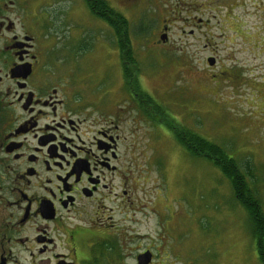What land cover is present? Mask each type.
Masks as SVG:
<instances>
[{
  "label": "flooded vegetation",
  "instance_id": "flooded-vegetation-1",
  "mask_svg": "<svg viewBox=\"0 0 264 264\" xmlns=\"http://www.w3.org/2000/svg\"><path fill=\"white\" fill-rule=\"evenodd\" d=\"M138 12L134 28L148 30ZM101 14L98 0H0V264L125 262L113 248L135 211L133 155L143 125L165 126L143 87L144 61L120 56L115 13ZM60 21L87 38L50 62L38 33ZM100 23L111 41L98 38ZM100 47L113 60L104 71L81 60Z\"/></svg>",
  "mask_w": 264,
  "mask_h": 264
},
{
  "label": "rangeland",
  "instance_id": "rangeland-1",
  "mask_svg": "<svg viewBox=\"0 0 264 264\" xmlns=\"http://www.w3.org/2000/svg\"><path fill=\"white\" fill-rule=\"evenodd\" d=\"M105 1L116 7L107 19L125 13L134 28L140 9L150 24L138 35L129 27L133 53L146 65L142 83L152 96L149 105H158L164 121L196 125L206 139L220 141L240 168L249 163L254 178L247 181L257 187L264 208V0H134L139 4L132 7L127 0ZM57 25L38 33L42 57L50 62L71 58V46L87 38L74 32L79 30L75 24L67 30L63 21ZM100 26V41H111L106 23ZM162 26L168 29L166 45L154 43L161 41ZM137 40L143 45L138 47ZM107 47L81 60L104 71L113 61ZM54 63L64 71L62 62ZM150 123L143 125L147 132L133 155L135 211L124 225L127 232L115 240L116 250L125 255L121 264H135L145 250L153 254L148 264H255L250 224L232 199L228 178L179 146L170 128L161 133ZM227 159L222 162L233 166Z\"/></svg>",
  "mask_w": 264,
  "mask_h": 264
},
{
  "label": "trees",
  "instance_id": "trees-1",
  "mask_svg": "<svg viewBox=\"0 0 264 264\" xmlns=\"http://www.w3.org/2000/svg\"><path fill=\"white\" fill-rule=\"evenodd\" d=\"M98 2H99V9L102 13L100 16L107 19L104 12L105 11L112 12V10L114 11L115 9L110 7L105 0H98ZM113 16L112 17L116 20L115 23L121 24L123 29L121 31L116 26V33L119 34L121 32V34L118 35V39L120 40L119 41L120 56L122 58L124 57L128 59L130 58L132 59V56L134 54L133 53L134 39L132 40L131 33L129 36V33L126 29L128 25V20L126 19L125 13L123 14L115 13L113 14ZM107 21H109V19H107ZM110 24H112V22H110ZM150 29L151 28L147 30L145 28L142 29L143 31L137 32V30L134 28L132 31L137 32L138 35V33H143V32L147 33V31H149ZM146 35L147 34L143 35V37ZM130 41L132 42L129 43ZM137 41H138L137 44L138 47L143 45L142 43H140L142 42L141 40L140 41L137 40ZM164 59H166V57ZM203 95H205V93H203ZM251 96H253V94H251ZM254 98H255V94H254ZM172 121H174L173 123H175L176 126L172 125L167 120L165 121L163 120L165 129L167 130V128H170L168 129L170 131L169 133L179 144V146H181L191 155L209 161L215 168H217L223 175H225L228 178V182L230 184L231 192L233 195L232 199L235 203L240 204V206L243 208V210L247 215V220L250 224L249 231L253 246L252 250L255 256L254 262L255 264H264V210H263L264 208L256 196L257 187L256 188L254 186L251 187L249 186L250 183H248V181H251L254 178L253 168L250 166L249 163L246 162L244 164L242 163L243 166L240 168L237 165V161H235L234 157L228 154L227 151H225L220 141H217L219 143L218 144L217 142L210 141L211 139L208 140L209 139L208 136L206 134L204 135L203 130H199L196 127V125L195 126L193 125L192 128L186 126L182 127L179 126L180 123H176L175 120ZM202 135L206 136L208 139H206V137ZM226 157L228 158L227 160L229 162H233L232 163L233 166L222 162V160H224ZM221 162L223 164H221ZM258 190L259 189H257V191ZM116 244L117 242H115L113 248L115 250H116ZM116 254L119 256L120 251L118 252L116 250ZM169 255H173V254L169 251Z\"/></svg>",
  "mask_w": 264,
  "mask_h": 264
},
{
  "label": "water",
  "instance_id": "water-1",
  "mask_svg": "<svg viewBox=\"0 0 264 264\" xmlns=\"http://www.w3.org/2000/svg\"><path fill=\"white\" fill-rule=\"evenodd\" d=\"M161 39H165V36H162ZM208 64H213V58H208ZM137 264H148L151 260V253L149 251H145L137 256Z\"/></svg>",
  "mask_w": 264,
  "mask_h": 264
}]
</instances>
